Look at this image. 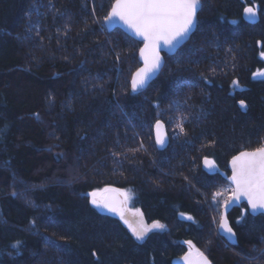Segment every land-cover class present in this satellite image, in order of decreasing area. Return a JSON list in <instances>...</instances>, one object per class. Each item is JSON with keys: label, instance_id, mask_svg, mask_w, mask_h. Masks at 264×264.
I'll list each match as a JSON object with an SVG mask.
<instances>
[{"label": "trees", "instance_id": "trees-1", "mask_svg": "<svg viewBox=\"0 0 264 264\" xmlns=\"http://www.w3.org/2000/svg\"><path fill=\"white\" fill-rule=\"evenodd\" d=\"M114 1L0 0V264H176L187 241L214 264H264V215L235 208L228 244L230 196H215L232 189L231 157L264 145V0H201L190 39L137 92L142 42L108 31ZM249 4L258 23L243 17ZM103 187L128 189L165 227L137 240L92 204Z\"/></svg>", "mask_w": 264, "mask_h": 264}, {"label": "snow or ice", "instance_id": "snow-or-ice-1", "mask_svg": "<svg viewBox=\"0 0 264 264\" xmlns=\"http://www.w3.org/2000/svg\"><path fill=\"white\" fill-rule=\"evenodd\" d=\"M201 7V0H115L111 8L110 15L106 17L108 23L117 20L123 21L135 35L144 41V48L140 49V56L143 58L144 67L138 69L131 80V88L133 92H137L145 88L152 77L163 66L160 51L163 47L169 49L175 48L183 41L195 27L197 22V11ZM244 12L249 17L257 15V8L246 7ZM264 57V52H261ZM254 76H264V72H256ZM238 85V81L234 82ZM241 108L247 105L243 100L239 101ZM159 130L162 127L161 122L157 121L155 125ZM177 127L180 132H184L183 122L181 121ZM156 142L163 147L166 138L157 132ZM232 175L230 177L234 188L231 189V196L224 201L223 208L225 213L231 202L240 201L241 198L247 200L253 212L264 210V147L255 149L254 151H242L239 155L232 158ZM207 167H214L215 161L204 159ZM118 189L104 188L93 191L89 195L92 197V204L97 207L108 208L114 213H118L124 222L128 224L133 235L139 241H143L148 232L152 229H162L165 226L159 222L149 226L134 227L124 216L122 207H118L111 202L106 193L118 192ZM125 195V199L126 194ZM223 193L217 192L215 196H221ZM123 203V202H121ZM137 215L141 213L137 212ZM192 219V217H188ZM220 229L225 232L229 239H233L235 233L230 226L225 214L219 225ZM189 246L194 247L191 241L186 242ZM17 248L20 244L17 243ZM95 256L96 254L93 253ZM198 259L192 258L189 252L183 259L187 264H211L204 253L196 249Z\"/></svg>", "mask_w": 264, "mask_h": 264}, {"label": "water", "instance_id": "water-1", "mask_svg": "<svg viewBox=\"0 0 264 264\" xmlns=\"http://www.w3.org/2000/svg\"><path fill=\"white\" fill-rule=\"evenodd\" d=\"M114 3H115V1L113 2V5H114ZM113 5H112V6H113ZM201 7H202V2H201ZM201 7H200V8L198 9V11H197V22H196L195 27H194V28L192 29V31L190 32V34H189V35H188L183 41H181V42H180L175 48H173V49H169V48H167V47H163V48L161 49V51H160V56L162 57L163 66H162L161 69H160V70H159V71H158V72L152 77V79L149 81L148 85H149L150 83H152V82L155 80V78L157 77L158 73L163 69V67H164V65H165V62H166L165 54H166V55H173V54H175V53L177 52V50H178L180 47H182V46H183V45H184V44L190 39L191 35L194 33V31H195L196 28H197V23H198V13H199ZM246 7H255V8H257V15H256L255 17H249V16L246 15L245 12L243 11V17H244L245 21H247L248 23H252V24H255V23L259 22V19H260V13H259L258 5L249 4V5H247ZM246 7H245V8H246ZM111 8H112V7H111ZM110 12H111V9H110V11H109L107 17L110 15ZM105 26H106V28L108 29V31H112V30L115 29V28H120V29H122L124 32H126V33H127L128 35H130L131 37H133V38H135L136 40L142 42V45H141L140 49L144 48L145 44H144L143 39L140 38L139 36L135 35L134 32H133V31H132V30H131V29H130V28H129L124 22H123V21H119V20H117V21H115V22H113V23H108V22L106 21V19H105ZM140 49H139V52H138V58H139V61H140L141 64H140V66H139V67L133 72V74H132V76H131V80H132L133 76L135 75L136 71H137L138 69L144 67V61H143V58L140 56ZM131 80H130V83H131ZM148 85H147V86H148ZM147 86H146V87H147ZM146 87H145V88H146ZM145 88H142V89H145ZM142 89H140V90H142ZM159 122H161L162 127H161L159 130H157L156 127H155V125H156L157 122L155 123V125H154V139H155V143H156L157 147H158L159 149H164V148H166V147L168 146V144H169L170 136H169L168 129H167V126L165 125V123H164L163 121H160V120H159ZM158 131H159V135H160L161 137L166 138V143L164 144L163 147H161V146L156 142L157 132H158ZM261 147H264V145L261 146ZM259 148H260V147H259ZM256 149H257V148H256ZM254 150H255V149H244V150H242V151H254ZM242 151H240V152H242ZM240 152H238V153H236L235 155H233V156L231 157V159L229 160V164H228V167H229V170H230V174H229V176H228V181H229V183L232 185L233 188H234V185H233V183H232V181H231V179H230V177H231V175H232V163H231V162H232V158H233L234 156L239 155ZM205 158H208L209 160L215 161L213 158H210V157H205ZM205 158H204V159H205ZM204 159H203V161H202L203 169H204L207 173H210V174H212V173H216V172L218 171V167H219L218 164H217V162L215 161V166L210 168V167L205 166V164H204ZM109 188L118 189V188H116V187H109ZM118 190H119V189H118ZM105 195L108 196V197L111 199V202H113L114 204H116L118 207H122V206L124 205V196H123V194L121 193L120 190H119L118 192L106 193ZM121 202H123V203H121ZM242 204H246V205H247V207H248V211H249V213H250L251 215H254V216L259 215V214H263V215H264V210H258V211H256V212H253V211L251 210L250 205L248 204L247 200L244 199V198H241L240 201H237V202H231V203L229 204V207H228L226 213H225V209H224V208L222 209L221 220H222L223 216L226 214V215H227V219H228V221H229V224H230V226L232 227V225H231V223H230V220H229V214H230L235 208L240 207ZM100 208H101V210H102L104 213L113 214V215H116V214H117V213H114V212L110 211L108 208H104V207H100ZM183 217L185 218V216H183ZM186 217H188V216H186ZM220 222H221V221H220ZM232 228H233V227H232ZM219 229H220V227H219ZM233 231H234V233H235V236H234L233 239H229L228 236H227V234H226L225 232H223V231L220 229V234H221V236L227 241L228 244H231V245H234V244L237 243V234H236V231H235L234 228H233ZM189 252L192 253V258H193V259H198V257L196 256V252H194V251H192V250H188L187 252L184 253V255H182L181 257L176 258V259H175V263H176V264H187V262H186L183 258H184ZM204 255L208 258V260L211 262V264H214V263L210 260V258H209L205 253H204Z\"/></svg>", "mask_w": 264, "mask_h": 264}, {"label": "rangeland", "instance_id": "rangeland-1", "mask_svg": "<svg viewBox=\"0 0 264 264\" xmlns=\"http://www.w3.org/2000/svg\"><path fill=\"white\" fill-rule=\"evenodd\" d=\"M231 187H232V185H231ZM104 188H109V187H103V188H100V189H104ZM100 189H97V190H100ZM232 189H233V187H232ZM97 190H95V191H97ZM119 190L121 191V193L124 196V205L122 206V209L124 211V216L134 227H139L141 225L150 227L153 223H155V222L147 223L145 221L144 217H143V214H142L141 210L132 206V204H131L132 194H131V192L128 189H120L119 188ZM218 192L223 193V195H222L223 200L225 199V197L231 196L230 190H229V188L227 186H223V188H221L220 191H218ZM124 194H126V197H127L126 199H125V195ZM217 200L219 201L220 198L218 197ZM137 212L141 213L142 216L141 215H137L136 214ZM117 215L120 216L119 214H117ZM120 218H121V216H120ZM122 220L124 221V219H122ZM127 226H128V224H127ZM196 249H199V248H197L195 246L194 247L189 246L188 250H192V251L196 252ZM199 251L203 252L200 249H199Z\"/></svg>", "mask_w": 264, "mask_h": 264}, {"label": "bare ground", "instance_id": "bare-ground-1", "mask_svg": "<svg viewBox=\"0 0 264 264\" xmlns=\"http://www.w3.org/2000/svg\"><path fill=\"white\" fill-rule=\"evenodd\" d=\"M258 23V22H257Z\"/></svg>", "mask_w": 264, "mask_h": 264}]
</instances>
